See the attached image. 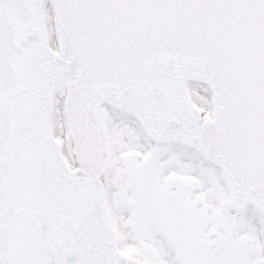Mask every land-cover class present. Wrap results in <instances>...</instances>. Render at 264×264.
<instances>
[{"label":"snow or ice","instance_id":"1","mask_svg":"<svg viewBox=\"0 0 264 264\" xmlns=\"http://www.w3.org/2000/svg\"><path fill=\"white\" fill-rule=\"evenodd\" d=\"M0 264H264V0H0Z\"/></svg>","mask_w":264,"mask_h":264}]
</instances>
